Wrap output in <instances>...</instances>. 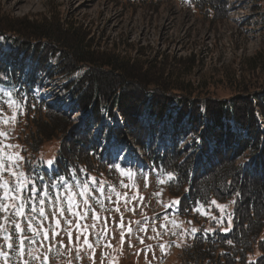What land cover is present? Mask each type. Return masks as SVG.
Returning a JSON list of instances; mask_svg holds the SVG:
<instances>
[{
  "label": "rangeland",
  "instance_id": "1",
  "mask_svg": "<svg viewBox=\"0 0 264 264\" xmlns=\"http://www.w3.org/2000/svg\"><path fill=\"white\" fill-rule=\"evenodd\" d=\"M251 4V0L226 1V14L223 19L217 16L210 19L188 8L184 11L181 3L175 0H161L153 3L149 1L144 6H141L140 2L131 3V0H0V13L6 18L28 23H39L54 17L65 29L82 27L87 39L97 37L101 39L102 45L99 51L112 50V46L116 44L115 53L127 55L130 58L137 57L139 52L153 56L159 52L163 53L168 57L166 61L169 63L173 76L178 77L175 82L185 87V80L189 81L193 96H198L199 105V102L203 100H209L211 104H216V101L228 103L242 98L250 99L249 97L252 96L247 95L253 92L264 93V69L260 67L258 71L249 74L245 66H242L247 58L254 56L257 52H262L264 55V30L259 28V17L253 16L246 22L240 23L246 16L252 15ZM191 59L194 60V65ZM261 60L262 58L258 65ZM36 63L42 65L43 61L39 59V62L34 63L31 57H23L16 72L11 71L13 84L24 88L22 94L31 103L29 109H36L40 102H45L49 106V110L46 106H42L37 116L42 119L47 115L51 119L49 127L57 128L59 133L51 137L52 135L46 132L40 139H33L32 135H27L28 131H31V134L35 132L34 127L31 126L21 134L25 120L28 121L33 116V113L28 116L25 111L18 117L15 125L0 124V131L7 132L9 136L4 143L20 146L14 151H19L25 157V169L30 172V175L39 174L43 170L49 171L52 177V173L56 176L57 174L68 175L72 167L68 169L66 163L70 166L74 161L81 167L82 164L87 165L88 171L84 169L86 174L95 177L97 182L103 181L106 189L108 186H115L121 195L127 192L129 198L136 194V189L120 187L121 181L125 184L130 181L126 175H121L114 165H121L125 170H132L136 173L135 183L139 195L143 197L142 203L139 199L131 201L127 205L129 211H125L122 200L119 205L120 211L117 212L114 210L116 198L113 196L112 203L105 200L108 211L100 212L99 206L94 205L101 217L97 229L104 228L106 217L108 220L106 238L117 237L118 240L117 243H111L112 248L109 249H112L113 255L106 264L110 261L112 264H146V261L153 260L155 264H187L194 246L207 238L202 234L222 231L221 226H218L210 215L201 216L193 212L195 205L190 207L186 204V200L180 201V207L174 206L170 209L165 207L177 201L175 196L185 190V186H180L176 192L168 187L169 182L167 185L159 184L158 180L166 179L167 175L152 170L149 167L148 158L152 150H164L170 145L172 149L179 152L180 158H185L189 152L185 149V143L190 139V134L185 131L186 126L183 123L175 126L167 123L166 127L162 126L160 129V125H157L160 133L155 138L154 148H148L147 156L146 145H137L134 137L125 127L120 125L121 129L117 131L115 118L105 116L101 127H94L85 111L65 90V86L57 78H49L46 72L36 71L34 68ZM242 76L245 77L244 80ZM16 86H0V89L16 91ZM253 97L255 107L259 106L258 109H262L261 103L264 97H259V94L258 96L254 94ZM2 110L4 115L11 116L12 109L8 106H3ZM26 114L27 119L24 117ZM118 115L121 119L122 115L117 111ZM147 122L148 120L145 119L141 121V124L145 125L144 123ZM202 126L204 128L200 130H209L206 122H202ZM49 159L55 161L52 168H48L44 163ZM237 161L242 164L245 157L241 156ZM27 162H30V167ZM77 175H80L79 170ZM5 178L11 180L7 173ZM170 183L173 186L177 181L174 179ZM155 193H161V195L157 197ZM228 205L227 211H230L231 205ZM176 209H178L177 219L187 221L182 224L183 229L187 227L186 224H188L189 232L193 227L199 229L195 238L188 236L182 239L181 228L179 231L178 228L174 229L176 233L178 231L177 237L172 235L171 226L167 233L160 229V224L164 223L161 217L167 215L177 220ZM121 213H123L125 230V242L122 247L120 244L122 229L117 227L121 222ZM211 215L219 218L216 209L211 210ZM146 217L148 231L145 234L139 229L145 223ZM153 220L156 221L155 226L160 231L159 237H156V233L151 230ZM136 221L140 223L137 224ZM87 223L89 225L92 223L91 213ZM129 224L133 229L131 235L126 231ZM224 226H227L226 221ZM209 229L212 231H208ZM62 235L64 239H67L66 234ZM138 236L144 238L143 244L137 239ZM148 236L156 238L148 239ZM149 245L152 247L151 251L157 249L160 257L149 253L151 252L148 251ZM161 245L165 246L164 251H161ZM72 249L75 251L74 247ZM250 252L252 255H247V261L262 254L255 245L251 247ZM155 257L159 258V263ZM96 259L98 260L97 256H95V264H97ZM228 259L225 260L226 264Z\"/></svg>",
  "mask_w": 264,
  "mask_h": 264
},
{
  "label": "trees",
  "instance_id": "2",
  "mask_svg": "<svg viewBox=\"0 0 264 264\" xmlns=\"http://www.w3.org/2000/svg\"><path fill=\"white\" fill-rule=\"evenodd\" d=\"M149 1L131 0V3ZM185 2L188 8L207 18L225 17L226 0ZM251 2L252 14L259 17V28L264 30V0ZM101 45L98 37L87 39L82 27L65 29L54 17L28 23L0 13V55L11 59L9 65L0 61V85L9 87L14 83L11 71L16 72L19 59L28 56L34 63L41 59L42 65H34L36 71L46 72L51 79L57 78L94 127H101L105 116L116 118L137 145H146L147 156L148 148H154L160 133L157 125L161 129L167 123L173 126L183 123L186 133L190 134L185 143L189 151L185 158H180L179 152L170 145L150 152V166L175 176L177 183L172 186L169 182L170 189L176 191L185 186L175 196L179 201L186 200L190 207L201 201L209 207L214 199L230 204L229 210L234 213L232 230L203 233L207 237L205 242L194 246L187 264H226L228 257V264H264V101L262 109H254L253 100L254 94L264 97V93L253 92L247 95L252 96L250 99L228 103L211 104L203 100L198 105V96H193L189 81L185 80V87L175 82L178 77L173 76L166 61L168 57L163 53L153 56L139 52L137 57L130 58L115 53L116 44L107 52L99 51ZM191 62L195 64L193 59ZM243 65L249 74L260 67L264 69V55L257 52ZM23 91L19 87L16 93L23 97ZM26 104L25 111L33 116L25 120L21 134L31 126L35 132L28 131L27 135L33 139H40L46 132L51 137L59 133L57 128L49 127L51 119L47 115L45 119L37 116L42 106L48 110L49 106L40 102L36 109H29L31 103L26 100ZM24 117L27 119V114ZM145 119L148 122L142 125ZM203 121L209 126L208 131H200L204 128ZM241 156L245 161L239 164L237 159ZM71 167L88 170L87 165L81 167L74 161ZM233 200L237 203L232 204ZM254 245L262 254L246 263Z\"/></svg>",
  "mask_w": 264,
  "mask_h": 264
},
{
  "label": "snow or ice",
  "instance_id": "3",
  "mask_svg": "<svg viewBox=\"0 0 264 264\" xmlns=\"http://www.w3.org/2000/svg\"><path fill=\"white\" fill-rule=\"evenodd\" d=\"M26 97H19L15 91L0 89V124L15 125L18 122V117L25 113L27 107ZM8 106L12 109L11 116L3 114V106ZM34 106V105H33ZM8 133L0 131V264H52L53 254L63 255L66 248L63 239L57 242V237L62 233L67 235V250L70 253L75 243L76 259L80 258L82 251H90L91 259L95 264L96 248L103 246L112 248V244L105 243V238L108 235V220L104 218V228L97 229V225L101 221L100 214L96 211L94 205H98L100 212L108 211L105 207V200L112 203V198L115 196V211H120V202L123 200L125 211H129L127 205L131 201L137 199L143 202V197L139 195V190L136 188L135 176L136 173L132 170H125L121 165H114L121 175H126L130 183H120L121 188L136 189V194L129 198L128 193L123 195L116 189L115 186L105 188L103 181L97 182L95 177L88 176L84 169H79L80 175H77V170H69L68 175H58L56 179L50 182L46 181L45 175L32 176L25 170V157L20 154L19 145L4 143L8 140ZM30 167V162H27ZM48 168H52L55 164L53 159L45 161ZM5 173L11 180L5 178ZM147 186V177H144ZM175 177L167 174L166 179H159V184L171 182ZM39 181V183H37ZM157 197L161 193H155ZM239 195V194H237ZM237 201L233 200L232 204ZM180 201H174L171 205H165L167 208L178 207ZM212 207L219 213V218L211 215ZM228 204H220L216 200L210 201V207L205 208L201 201L195 202L193 212L199 213L201 216H211L224 233H228L233 227V212L227 211ZM135 211V209H131ZM67 213V215H66ZM91 213L92 223L89 225L87 220ZM51 217V222H49ZM123 213H121V222L117 227L122 229L120 233L121 247L125 242V230L123 223ZM160 219L164 223L160 224V229L165 233L168 232L169 226L173 229L172 235H176L174 229L181 228V238L191 236L196 237L199 229L193 227L189 232L182 228V223L171 218L163 216ZM225 221L227 227H223ZM63 222V227H62ZM139 224V221H136ZM191 223V222H189ZM47 224V226H45ZM152 231L156 233V237L160 236V231L156 228V221H152ZM91 229V231H90ZM73 231H75V242L73 241ZM128 234L133 233V229L129 224L126 229ZM140 232L147 233L148 223L147 217L145 223L139 229ZM208 231H212L209 229ZM51 233V236H50ZM92 236L90 240L89 237ZM81 237L83 240L81 242ZM156 237L148 236V239ZM140 243H144V238L138 236ZM231 244V241H228ZM131 246V245H130ZM178 247L180 245H177ZM161 251H164L165 246L161 245ZM151 245L148 246V251H151ZM108 253L102 255L101 264L107 258ZM71 264V260L67 262ZM112 264V261L109 262Z\"/></svg>",
  "mask_w": 264,
  "mask_h": 264
},
{
  "label": "bare ground",
  "instance_id": "4",
  "mask_svg": "<svg viewBox=\"0 0 264 264\" xmlns=\"http://www.w3.org/2000/svg\"><path fill=\"white\" fill-rule=\"evenodd\" d=\"M154 152V151H153Z\"/></svg>",
  "mask_w": 264,
  "mask_h": 264
}]
</instances>
